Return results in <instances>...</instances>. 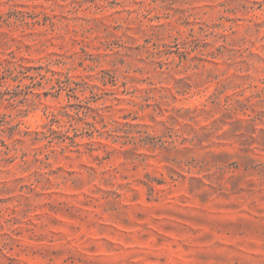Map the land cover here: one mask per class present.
I'll return each instance as SVG.
<instances>
[{"label": "rangeland", "instance_id": "rangeland-1", "mask_svg": "<svg viewBox=\"0 0 264 264\" xmlns=\"http://www.w3.org/2000/svg\"><path fill=\"white\" fill-rule=\"evenodd\" d=\"M0 264H264V0H0Z\"/></svg>", "mask_w": 264, "mask_h": 264}]
</instances>
